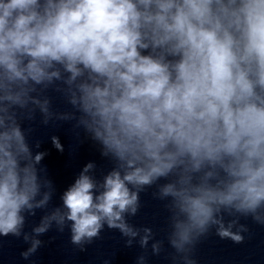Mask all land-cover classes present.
<instances>
[{
  "label": "clouds",
  "instance_id": "1",
  "mask_svg": "<svg viewBox=\"0 0 264 264\" xmlns=\"http://www.w3.org/2000/svg\"><path fill=\"white\" fill-rule=\"evenodd\" d=\"M50 88L73 111L54 114ZM37 110L44 125L73 121L114 167L98 182L95 163L83 166L62 207L23 234L24 259L53 222H71L81 251L105 225L147 250L155 233L126 215L152 186L168 201L172 264H196L212 228L241 244L240 217L264 225V0H0V236L20 237L25 213L52 199L48 152L22 126ZM151 248L160 255L164 241Z\"/></svg>",
  "mask_w": 264,
  "mask_h": 264
}]
</instances>
